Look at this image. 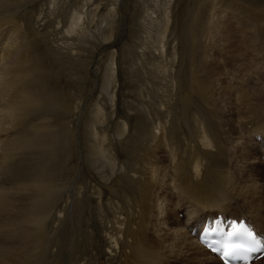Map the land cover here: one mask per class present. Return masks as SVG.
Here are the masks:
<instances>
[{"label": "bare ground", "instance_id": "bare-ground-1", "mask_svg": "<svg viewBox=\"0 0 264 264\" xmlns=\"http://www.w3.org/2000/svg\"><path fill=\"white\" fill-rule=\"evenodd\" d=\"M243 1L247 5L209 0L198 6V17L184 39L166 32L171 38L150 43L148 34L139 51L146 58H158L153 63L148 60L156 82L154 77L153 83L148 81L155 86L153 95L158 96L159 105L157 100V107L144 108L149 121L142 128L145 134L136 130L135 134H79L84 162L81 159V165L78 162L71 169L64 161L70 141L68 125L77 114L71 102L76 98L70 97L63 76L61 82L54 80L61 69L68 77L70 65H75L74 56L69 55L71 45L65 33L58 32L62 40L58 46L59 39L51 42L48 35L35 32L18 12L22 1L0 0V264H139L141 248L154 254L151 264H221L191 234L194 228L212 218L246 219L264 233V176H256L264 172V0ZM257 1L261 4L256 5ZM33 3L36 0L20 4L23 8ZM68 3L81 9L90 2ZM100 7L105 9L103 4ZM59 8L65 9L54 7L46 11V17L54 20ZM213 9L236 19L217 18L224 22L218 23L211 18L216 15L211 16ZM74 11L72 23L65 27L67 34L80 25L81 14ZM200 28H205L204 40L198 34ZM79 29L81 33L82 25ZM221 35L222 51L217 48L211 60V51L199 53L198 48L215 45ZM112 41L104 47H113ZM162 50L165 55H160ZM37 55H44L43 62L51 67ZM239 70L243 75L238 76ZM78 103V109L82 108L83 101ZM146 118L141 120L145 123ZM85 123L81 124L85 127ZM235 126L247 134L237 133ZM71 159L76 160L73 154ZM262 262L264 257L255 263Z\"/></svg>", "mask_w": 264, "mask_h": 264}, {"label": "rangeland", "instance_id": "rangeland-1", "mask_svg": "<svg viewBox=\"0 0 264 264\" xmlns=\"http://www.w3.org/2000/svg\"><path fill=\"white\" fill-rule=\"evenodd\" d=\"M22 2H19L18 5H19V11L18 12H22L27 23H30L28 24L29 26H31L33 28V30L41 35H44V36H47V39H49L51 42L53 40H58L59 41L57 42L58 46H60V42L62 41L60 38H61V34L64 35L65 37L68 38V42L67 45H71L68 46V47H65V48H69V55L72 54L73 57V60L76 61L74 62L75 65L74 66H71V69L69 70L68 72V77H66V73L64 69H61L58 71V74H56L54 76V80L55 82H61V79H66V86H67V90L69 91V94H70V97L75 99V102L74 100L71 102V106H75L74 108V112H76V116H72V122L70 123V128H69V137L70 138V141L68 139V146L67 148L68 151H66V160L64 161L65 162V165L66 163L71 167V169H74L76 167H78V165L80 166L81 165V162L83 159V162H84V157H81V153H80V143H79V134H95L96 131H97V134L101 133V134H135V132L137 134H145L144 132V129L145 127L147 126V124L149 123V121H147L148 118H146V115L147 114V106H149V104L151 106H154V105H157V100H158V105H159V98L155 100V97L157 98L158 96H154L153 95V89H154V85L151 84L153 82H156L154 80L155 79V72H154V69L152 67V61L154 60L153 58H155V61L156 59L158 60L157 56H153L152 59L150 58H146L147 56L143 55V53H141V51H139L141 49V41L142 42H145L147 43L146 38L148 37L147 35L149 34L150 35V43H154V39L156 40H161V41H164V40H167L168 38H171V37H166L167 33L172 35V38H177V39H184V37L186 38L188 36V31H190L191 29V26L193 25V23H195V19L196 17H198V11L200 9V7H203V3H206V4H209L210 2L212 3H215L216 7L220 6V4H218L217 2H213V1H210L207 0H106L108 2H105V0H87V2H90L89 3V6L88 5H85L86 7L84 8H73V6H69L71 3H68L69 1H72V0H48L50 2H48L47 0L44 2V0H36V4H32L31 7H29L30 5H26L25 7V10H24V7L22 8L23 4H24V1L25 0H20ZM40 1V2H39ZM60 1V2H59ZM98 1V2H96ZM104 1V2H103ZM118 1V2H116ZM132 1V2H131ZM139 3H138V2ZM153 1V2H152ZM158 1V2H156ZM160 1L163 3H166L167 5H164L162 3H160ZM201 1V2H200ZM203 1V2H202ZM217 1V0H216ZM220 1V0H218ZM234 1L233 3H236V4H243V5H247V3L245 1H239V0H232ZM39 2V3H37ZM48 2V3H47ZM59 4H58V3ZM65 2V3H64ZM94 2V3H93ZM101 2L104 6L105 9H102V7H100L102 4L99 3ZM114 2L115 4H112ZM149 2H152V4H150ZM198 2V3H197ZM258 2V1H257ZM256 2V5L258 4H261V2ZM20 3H23V4H20ZM47 3V4H46ZM55 3V4H54ZM57 3V4H56ZM63 3V4H62ZM135 3V4H134ZM143 3V4H142ZM200 3H202L200 5ZM38 4V5H37ZM50 4V5H48ZM100 4V5H98ZM125 4V5H124ZM146 4V5H145ZM155 4V5H154ZM157 4L161 5V6H157ZM218 4V6H217ZM241 4V5H242ZM263 4V3H262ZM33 5H37V6H34ZM144 5V6H143ZM176 5V6H175ZM185 5V6H184ZM48 8H47V7ZM50 6V7H49ZM62 7L64 9V11L62 12L61 11V8H59V10H56L55 9V18L54 20L53 19H49L46 17L45 13L46 11H53L54 7ZM88 6V7H87ZM96 6V7H95ZM137 6V7H136ZM158 8H157V7ZM200 6V7H198ZM255 6V5H254ZM35 7H37L38 9H36ZM52 7V8H51ZM109 10H108V8ZM113 7V8H112ZM160 7V8H159ZM42 8H45L42 10ZM112 8V9H110ZM154 8V9H153ZM22 9V10H21ZM31 9V11H30ZM36 9V10H35ZM51 9V10H50ZM70 9H72V11H70ZM75 9L74 12H76L78 15H80V20H79V23L81 26L82 25V30H81V33L83 34V30L85 31V35H81L80 33V29H79V26L78 24L76 25L77 29L74 28L76 33H78L77 35H80L83 36V38L79 35L80 40H79V37L77 35H75V32L73 30V32L70 34V33H66V30L65 27L67 25H70V23H72L73 19L72 17H74L72 15L73 13V10ZM142 9V10H141ZM148 9V10H147ZM151 9V10H150ZM76 10H80V11H76ZM108 10V12L106 11ZM163 10V11H162ZM27 11V12H26ZM32 11L34 13H32ZM111 11V12H109ZM147 11L149 13H147ZM166 11H168L166 13ZM213 9V14H216L214 16H212L211 18L214 19H222L224 20V22H227V20L229 19L228 22H230V20L232 21V19H234L235 17L232 16V19H231V16L229 18V16H227L226 14H224V12H222V14H220L221 12H218V11H215ZM223 11V10H222ZM31 12V14H30ZM106 12V13H105ZM126 12V13H125ZM139 12V13H138ZM162 12V13H161ZM29 13V14H28ZM40 13V14H39ZM80 13V14H79ZM84 13V15H83ZM89 13V14H88ZM95 13V14H94ZM111 13V14H110ZM136 13V14H135ZM141 13V15H140ZM158 13V15H157ZM159 13L160 15L162 14V16L159 17ZM172 13V14H171ZM218 13V14H217ZM61 14H63L65 16V18H63L65 20V22L63 21V19L61 20L60 19V16ZM101 14V16H100ZM107 14V15H106ZM110 14V15H109ZM164 14V15H163ZM196 14V15H195ZM222 16H220V15ZM39 15V16H38ZM146 15V16H145ZM44 16V17H42ZM171 16V17H170ZM188 16V17H187ZM192 16V17H191ZM220 16V17H218ZM27 17V18H26ZM30 17V18H29ZM43 20H42V18ZM144 17V18H143ZM147 17H149L147 19ZM159 17V18H158ZM170 17V18H169ZM228 17V18H227ZM41 18V19H40ZM69 18V19H67ZM132 18V19H131ZM165 18V20H164ZM30 19V20H29ZM32 19V20H31ZM49 21H48V20ZM111 19V20H110ZM146 19V21L144 20ZM155 19V20H154ZM159 19V20H158ZM192 19V20H191ZM216 20V22L218 21V23H224V22H220V20ZM236 19V18H235ZM235 19L233 21H235ZM38 20V22H37ZM40 20V21H39ZM46 20V21H45ZM98 20V22H97ZM135 20V21H134ZM171 20V21H170ZM173 20V21H172ZM34 21L36 24H34ZM42 21V22H41ZM71 21V22H70ZM148 21V22H147ZM150 21V22H149ZM163 21L164 24H162L161 22ZM170 21V23H169ZM49 22V23H48ZM138 22V23H137ZM147 22V23H146ZM42 26H41V24ZM45 23V24H44ZM68 23V24H67ZM84 23V24H83ZM102 23V24H101ZM132 23V24H131ZM144 23V24H143ZM166 23V24H165ZM173 23V24H172ZM183 23V24H182ZM32 24V25H31ZM50 24V25H49ZM65 24V25H64ZM67 24V25H66ZM113 24V25H112ZM155 24V25H154ZM181 24V25H180ZM192 24V25H191ZM39 25V26H38ZM44 25V26H43ZM49 25V26H48ZM63 25V27H62ZM92 25V26H91ZM95 25V26H94ZM144 27H142V26ZM149 25V26H148ZM161 25H166L167 29H164V27ZM180 25V26H179ZM48 26V27H47ZM60 26V27H59ZM90 26V27H89ZM141 28H140V27ZM157 26V27H156ZM184 26V27H183ZM35 27V29H34ZM38 27V28H36ZM55 28V30H53V28ZM59 27V29H58ZM62 27V29H61ZM110 27V28H109ZM168 27H169V30H168ZM85 28V29H83ZM87 28V29H86ZM100 28V29H99ZM185 28V29H184ZM39 29V30H38ZM105 29V30H104ZM148 29V31H147ZM205 28H200V31L198 32V34H202L200 35L201 39L203 37L202 40L205 39V35H207L206 33L203 34V31H204ZM38 30V31H37ZM47 30V34L46 32H42ZM53 30V31H52ZM63 30V31H62ZM168 30V31H167ZM186 30L187 33H186ZM89 31V32H88ZM91 31V32H90ZM96 33H95V32ZM157 31V32H156ZM164 31V32H163ZM171 31V32H170ZM49 32V33H48ZM61 34H59V33ZM116 32V33H115ZM142 32V33H141ZM162 32V37H160V33ZM202 32V33H201ZM205 32V31H204ZM214 32H217V31H214ZM54 35H52V34ZM56 35H55V34ZM146 33V35L144 34ZM172 33V34H171ZM25 37L28 36V33L25 32ZM165 34V35H164ZM90 35V36H89ZM99 35V36H98ZM139 35V36H138ZM144 35V38L141 39V36ZM182 35V36H181ZM212 35V34H211ZM72 36V37H70ZM78 38H77V37ZM89 36V37H88ZM174 36V37H173ZM177 36V37H176ZM179 36V37H178ZM125 37V38H124ZM137 37V39H136ZM152 37V38H151ZM154 37V38H153ZM166 37V38H164ZM181 37V38H180ZM18 38V37H17ZM16 38V41L17 43L20 42L21 40V36L20 40H18ZM71 38V39H70ZM159 38V39H158ZM162 38V39H161ZM222 38V39H220ZM74 39V40H73ZM85 39V40H84ZM98 39V40H97ZM129 39V40H128ZM140 39V40H139ZM145 39V40H144ZM164 39V40H163ZM217 39V40H216ZM78 40V41H77ZM83 40V41H82ZM89 42H88V41ZM112 41V45L113 47H110V48H106L104 47L105 45L107 46H110L111 42ZM131 40L133 41V43L131 42ZM139 40V42H138ZM144 40V41H143ZM216 40V46L215 45H212V44H209L211 45L209 47V45H206V48L203 50L201 47L198 48L199 49V53L201 52L202 54H204L203 51H207L208 53H213L210 55V60H211V56H213L214 54H216V49L217 48H220V51H222V44L219 43L221 42V40H223V36L221 35L220 37L217 36V38H215ZM96 43H95V42ZM101 41V43H100ZM104 41V42H103ZM109 41V42H108ZM136 41V42H135ZM1 42V40H0ZM80 42V43H79ZM87 42V43H86ZM91 42V43H90ZM100 44H99V43ZM117 42V43H116ZM223 42V41H222ZM85 44V46L83 44ZM90 43V44H88ZM132 43V44H130ZM138 45H137V44ZM76 44L78 45V48L76 47ZM96 46H95V45ZM99 44V45H98ZM134 44V45H133ZM75 45V47H74ZM89 49H87V47ZM91 45V46H89ZM136 45V46H135ZM220 45V46H219ZM80 46V47H79ZM82 46V47H81ZM99 46H101L99 48ZM132 46V47H131ZM215 46V47H214ZM219 46V47H218ZM38 47V46H37ZM74 47V48H73ZM84 47V48H83ZM94 47V48H93ZM96 47V48H95ZM104 47V48H103ZM120 47V48H119ZM76 48V49H75ZM80 48H82L80 51ZM136 48V49H135ZM39 48H37V50H39ZM86 51H85V50ZM99 49V50H98ZM84 50V51H83ZM97 50V51H96ZM102 50V51H100ZM137 50V51H136ZM125 51V52H124ZM163 51V50H162ZM84 52V53H83ZM101 52V53H100ZM122 52V53H121ZM137 52V53H136ZM165 51L161 52L160 55H162ZM38 53V52H37ZM106 53V54H105ZM111 53V54H110ZM126 53V54H125ZM125 54V55H124ZM129 55V56H128ZM131 55V56H130ZM165 55V53L163 54ZM76 56V57H75ZM38 59L39 60H42V59H45L44 58V55L42 56H39L37 55ZM97 57V58H96ZM102 57V58H101ZM131 57V58H130ZM175 57H178L177 55ZM77 59V60H76ZM123 59V60H122ZM125 59V60H124ZM150 59V60H149ZM216 58H214L215 60ZM130 60V61H129ZM151 61L152 63H149V61ZM51 61V60H49ZM81 61V62H80ZM86 61V62H83ZM154 61V62H155ZM43 64L46 62L47 66L48 67H51L50 65V62L48 61H44L43 60L41 61ZM99 62V63H98ZM49 63V64H48ZM77 63H81L77 66ZM86 63V64H85ZM95 63V64H94ZM93 64V65H92ZM151 64V65H150ZM45 65V64H44ZM98 65V66H97ZM109 65V66H108ZM122 65V66H121ZM146 66H149V67H145ZM80 66H82L80 68ZM86 66V67H85ZM94 66V67H92ZM97 66V67H96ZM107 66V67H105ZM79 67V68H78ZM143 67V68H142ZM77 68V69H75ZM91 68V69H90ZM97 68V69H96ZM105 68V69H104ZM110 68V69H109ZM141 68V69H140ZM150 69V70H146V69ZM73 69V71H72ZM88 69V70H87ZM93 69V70H92ZM106 69H108L106 71ZM64 70V71H63ZM98 70V71H97ZM111 70V71H110ZM71 71V72H70ZM74 71L76 72L77 71V74H74ZM84 71V72H82ZM105 71L107 73H105ZM143 71V72H142ZM148 71V72H147ZM154 72L153 75L151 76L150 72ZM81 72V74H80ZM93 72V73H92ZM82 76H80L79 74ZM107 74V76L105 74ZM109 73V74H108ZM112 73V74H111ZM151 76L148 77V74ZM236 73L238 74V76L240 75H243V70H239V71H236ZM65 75V76H64ZM76 75H79V76H75ZM89 75V77H88ZM103 75H104V79H103ZM63 76V77H62ZM85 76V77H84ZM94 76V77H93ZM97 76V77H96ZM99 76V77H98ZM62 77V78H61ZM73 77V78H72ZM131 77V78H130ZM154 77V79L152 78ZM70 82L69 81V79ZM76 78H80L76 81H73L75 80ZM85 78V79H84ZM95 78V79H94ZM107 79V80H105ZM132 79V80H131ZM151 79V80H149ZM152 79H153V82H152ZM81 80V82L79 81ZM110 80V81H109ZM134 80V81H133ZM151 81V83L149 81ZM105 81V82H104ZM77 82V83H75ZM79 82V83H78ZM84 84H83V83ZM93 82V83H92ZM96 82V83H95ZM146 82V83H145ZM108 83V84H107ZM110 83V84H109ZM70 84H73V85H76L78 87H73L72 85L70 86ZM80 84V85H79ZM93 84V85H92ZM97 84V86H96ZM148 84V86H147ZM156 85V83H154ZM89 85V86H87ZM83 86V87H82ZM121 86V87H120ZM138 86V87H137ZM144 86V87H143ZM147 86V87H146ZM151 86L153 87L151 89ZM83 89V90H80V88ZM97 87V88H96ZM150 87V88H149ZM73 88V89H72ZM79 88V89H78ZM95 88V89H94ZM121 88V89H120ZM147 88V89H146ZM70 89V90H69ZM98 89V90H97ZM139 91H138V90ZM141 89V91H140ZM144 89V90H143ZM150 89V91L148 90ZM137 90V91H136ZM147 90V91H146ZM152 90V91H151ZM84 93H83V92ZM86 91V92H85ZM94 91V92H93ZM117 91V92H116ZM149 91V92H148ZM90 92V94H89ZM142 92V93H141ZM145 92V93H144ZM151 92V93H150ZM77 93V94H76ZM81 93V94H80ZM121 93V94H120ZM138 93V94H137ZM79 94V95H78ZM86 94V96H85ZM146 94H149V95H146ZM153 97H152V95ZM84 96L83 98L80 96ZM88 95V96H87ZM138 95V96H137ZM158 95V93H157ZM80 96V97H79ZM86 97V98H85ZM90 97V99H89ZM134 97V98H132ZM121 98V99H120ZM146 98V100H145ZM79 99V100H78ZM89 100V101H88ZM69 101H70V98H69ZM82 102L83 101V107L82 108H79L78 107L80 106L81 103H78L77 102ZM85 101V102H84ZM88 101V102H87ZM91 101V102H90ZM132 101V102H131ZM92 102H94V105H92L93 107L90 106L89 110L86 111L85 108L91 104ZM128 102V103H127ZM136 102V103H135ZM97 103V104H96ZM122 103V104H121ZM113 104V105H112ZM132 104V105H131ZM140 104V105H139ZM79 105V106H78ZM101 107H100V106ZM112 105V106H111ZM128 105V106H127ZM157 105V106H158ZM77 106V107H76ZM85 106V107H84ZM96 106V107H94ZM107 106V107H106ZM130 106V108H128ZM139 106V107H138ZM157 106H154V107H157ZM136 107V108H135ZM84 108V110H83ZM108 108V110H106ZM116 108V109H115ZM146 108V109H144ZM78 109V110H77ZM92 109H97L96 111H99L100 113L98 112H93ZM111 109V111L109 110ZM113 109V110H112ZM129 110V111H128ZM136 110V111H135ZM82 111V112H81ZM86 111V112H85ZM146 113H145V112ZM80 112V113H79ZM91 112V113H90ZM110 112V113H109ZM139 114H137V113ZM82 113V114H81ZM107 113L109 114V116L107 115ZM113 116H112V114ZM144 115H143V114ZM92 114V115H91ZM105 114V115H104ZM79 115V116H77ZM107 115V116H106ZM138 115L137 119L135 120V118L133 117ZM105 116V117H104ZM112 116V117H111ZM132 116V117H130ZM145 116V117H144ZM80 117V118H79ZM94 117V118H93ZM96 117V118H95ZM146 118L144 119L145 120V123L143 122V118ZM101 118V119H100ZM141 118V119H140ZM85 119V120H84ZM116 119V120H115ZM89 120V121H88ZM127 120V121H126ZM87 121V122H86ZM92 121V122H91ZM94 121V122H93ZM145 125H143V123ZM86 122V123H85ZM91 122V123H90ZM121 122V123H119ZM138 122V123H137ZM83 123H85V127L84 125H82ZM93 123V125H92ZM118 125H116V124ZM142 124V125H139V124ZM89 124V125H88ZM137 124V125H136ZM80 125V126H79ZM91 125V126H90ZM114 125V126H113ZM120 125V126H119ZM124 125V126H123ZM134 125V127H133ZM139 125V127H138ZM91 128H89V127ZM144 126V127H143ZM118 127V128H116ZM74 128V129H73ZM86 128V129H84ZM88 128V129H87ZM135 128V129H134ZM144 128V129H142ZM235 131L237 133H240L241 134H247V132H244L243 129L241 128L240 130V127L239 126H235ZM238 128V129H237ZM73 129V130H72ZM90 129V130H89ZM72 130V131H71ZM121 130V132H120ZM126 130V131H125ZM136 130V131H135ZM147 130V128H146ZM253 130V129H252ZM86 131H88L86 133ZM125 131V132H124ZM135 131V132H134ZM72 132V133H71ZM90 132V133H89ZM130 132V133H129ZM243 132V133H242ZM75 134V135H74ZM78 134V135H77ZM151 134L152 131H151ZM229 134H235V133H229ZM251 134V133H249ZM254 134V133H252ZM256 134V133H255ZM73 136H75L73 138ZM73 138V139H72ZM78 138V139H77ZM75 139V140H74ZM74 140V141H72ZM74 142V143H73ZM79 143V144H78ZM76 144V145H75ZM98 144V143H97ZM74 146V147H73ZM79 149H78V148ZM72 149V150H71ZM74 150V151H73ZM73 154V158L76 159V160H73L71 159L72 158V154ZM76 152V153H75ZM78 153V154H77ZM174 153V152H173ZM75 155V156H74ZM80 155V156H79ZM78 156V157H77ZM77 157V158H76ZM79 158V159H78ZM78 159V160H77ZM72 161V162H71ZM74 161V162H73ZM76 161V162H75ZM80 164H79V163ZM78 163V165H77ZM257 166V165H256ZM256 176L257 177H261V176H264V172L260 173L259 171L256 172ZM240 184L242 185V182H240ZM182 214H179V216L181 218H183V215L181 216ZM163 218V216L161 217ZM58 250V249H57ZM59 253L56 251V255H58ZM261 261L263 260L260 259ZM97 264V263H95ZM256 264V263H254ZM262 264H264V262H262Z\"/></svg>", "mask_w": 264, "mask_h": 264}, {"label": "snow or ice", "instance_id": "snow-or-ice-1", "mask_svg": "<svg viewBox=\"0 0 264 264\" xmlns=\"http://www.w3.org/2000/svg\"><path fill=\"white\" fill-rule=\"evenodd\" d=\"M232 228V232L228 233V238L229 241L233 242L222 244L220 246L223 256L227 259L228 257L239 255L245 259V262H247L249 254L257 250L256 241L244 224H233ZM237 240H244L248 243H235L234 241Z\"/></svg>", "mask_w": 264, "mask_h": 264}, {"label": "clouds", "instance_id": "clouds-1", "mask_svg": "<svg viewBox=\"0 0 264 264\" xmlns=\"http://www.w3.org/2000/svg\"><path fill=\"white\" fill-rule=\"evenodd\" d=\"M139 264H151L154 254L147 252L144 249H139L137 252Z\"/></svg>", "mask_w": 264, "mask_h": 264}]
</instances>
